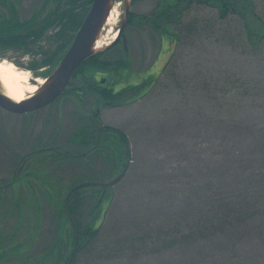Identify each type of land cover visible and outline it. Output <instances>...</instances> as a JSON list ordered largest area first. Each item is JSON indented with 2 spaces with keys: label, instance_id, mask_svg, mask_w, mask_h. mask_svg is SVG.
Instances as JSON below:
<instances>
[{
  "label": "rangeland",
  "instance_id": "obj_1",
  "mask_svg": "<svg viewBox=\"0 0 264 264\" xmlns=\"http://www.w3.org/2000/svg\"><path fill=\"white\" fill-rule=\"evenodd\" d=\"M44 1L10 3L25 22ZM128 1H113L114 25H104L98 40L111 28L116 37L127 21ZM134 1L129 9L134 18L123 30L127 68L111 73L83 65L68 98L28 115L0 109V264H36L58 238L57 257L39 264H264V45L261 51L248 48L233 18L219 20L214 7L198 0H182L185 10L175 35L169 29L158 36L140 19L173 0ZM250 2L264 21V0ZM186 3L193 4L187 8ZM107 46L101 52L114 48L103 59L118 60L120 42ZM37 59L0 53V62L28 73L30 87L39 91L43 84L35 81L45 83L58 63L29 70ZM82 77L101 79V86L114 92L140 89L98 109L86 92L80 98L71 94L81 87ZM91 111L98 113V126L124 134L125 158L115 144L88 156L94 144L84 148L72 141L77 129L89 126L83 119ZM42 146L78 157H53L44 150L18 164ZM31 159L36 161L31 164ZM33 172L46 181L35 190L41 197L38 215L22 188H5L11 175L27 177L35 188ZM121 173L114 186L99 187ZM76 183L86 188L85 209L87 201L89 207L95 200L88 199L91 194L100 203L98 235L78 253L71 250V232L60 228L59 216L66 192ZM12 199L23 207L21 220L2 209ZM35 231L29 254L11 257Z\"/></svg>",
  "mask_w": 264,
  "mask_h": 264
},
{
  "label": "trees",
  "instance_id": "obj_2",
  "mask_svg": "<svg viewBox=\"0 0 264 264\" xmlns=\"http://www.w3.org/2000/svg\"><path fill=\"white\" fill-rule=\"evenodd\" d=\"M90 1L91 0H45L42 4L43 6H41V8L35 12V14H33L28 21L20 22L18 20L16 10L13 7V4L10 3V0H0V9L4 13L3 16L0 15V53L16 51V53H19L20 55H30L36 58L38 57V59L28 67V69L31 71L54 67L67 51L74 36H76L75 34L90 8ZM130 1L131 4L135 2L134 0ZM181 1L182 0H173V3H168V1H165L166 4L164 6L161 5L149 17L141 18L140 22L146 24L151 29V31L156 33L158 36H160V34L162 35V32H168L169 29L175 35V29L182 23V14L185 10L183 8L184 3H180ZM199 1L202 0H198L199 5L201 6H203V4H207L211 7H214V9L217 11V18H219V20L225 21L227 18H233V21H235L239 29H241L243 41L247 47L253 50L258 48L261 51L259 46L264 45V21L255 16V13L253 12L254 8L252 7L250 0H209L206 1L207 3H201ZM186 4H188V8L189 5L193 3ZM133 18L134 16L129 13L127 18V26H130ZM195 27L196 26H194V28ZM174 35H172V38ZM42 45L47 47L46 51L43 50ZM113 48L110 47V49L96 54L88 61L83 63L80 67H78L71 77L69 86L72 87L74 80L79 74H81L80 71L83 65H96L101 70L111 73L112 71L127 68V55L124 53L122 46L120 48L121 55L118 60L111 62L109 60L105 61L103 59V56L109 51L111 52ZM82 78L83 81L81 87L76 90L72 89L71 94H74L80 98L81 95L86 92L91 96L92 99L95 100L94 104H97L96 106H98V109L99 107L103 108L114 105L115 103L119 102L120 99L128 92L132 93L140 89L139 86H133L114 92L113 88H105L104 85L101 86L99 82L101 79L99 81H91L89 79H85L84 77ZM66 94H68V90H65L62 97L67 96ZM135 95L136 94H134V96ZM136 97L137 96H135V98ZM96 111H91L84 117L85 119L83 120H89V126L87 128L86 126H83V128L81 127L77 129L72 141L80 142V146L84 145L83 147L85 148L88 145H95L96 140H98L99 143L93 150L98 155H101V151L104 150V147L115 144L118 147L117 150L120 149V154L125 158L126 139L124 134L116 129L98 126V113ZM43 151L44 150L34 151V156L41 154ZM48 153L52 154L50 152ZM91 154L92 152L86 153L88 156ZM30 155L33 154H29L28 156ZM53 157H58V155L53 153ZM35 161L36 160L31 159L29 163L32 164ZM29 176H34L33 179L37 181L38 185H35V188H33V185H31L27 179L25 181V185L23 186L20 179H15V175H11L10 182L5 188L9 190L16 184L19 188H22L21 190H23L26 194L27 202L32 205H34L35 202V206L37 208L36 214L38 215V200L41 197L38 195L39 198H36V187H38L40 184L44 185L46 181H43L39 174L35 176V172H33V175ZM77 185L80 184L76 183V185L71 186L70 189ZM70 189L66 192V194L70 191ZM84 189L86 188L83 186L82 188L80 187L79 189L75 190L70 194L67 200V213L69 215L70 221L66 219V216L63 212V207H61L59 211V216L62 221L60 224L62 226L60 227L59 225V227L64 228V232L66 231L65 226L68 227L67 234L68 229L71 232V250H74L75 253H78L85 243H90V241L96 238L98 235V226L96 227V221L100 213V203H94V201H97V199L96 196L91 194L88 196L89 198H87L92 199L95 197V200L93 199V204H90L91 206L89 205V207L87 201V209H85L86 199L83 198V195H85ZM29 192H32L33 195L35 193L34 196H30L32 199H29ZM2 209L3 211L5 210V213H11L14 211L17 219L20 218L21 220V216L23 215V207L20 202H16V200L13 199L12 201L7 200L5 201ZM85 210V213L82 212ZM37 220L39 219L37 218ZM61 231L62 229H60V235L58 234L59 236H61ZM33 236L34 234L32 237ZM32 237L31 239H33ZM31 239H29V241H31ZM54 242L55 245H52L50 249L41 254V257L37 260L36 264H39L40 262H43L44 260H47L51 257H57L54 253V250L60 246V239L58 238L56 241L54 239ZM25 250H27L26 245L23 246V248L15 249V252L10 256L15 257L16 254L19 255L20 253L25 252ZM67 260L69 261V257ZM0 261H3V259L0 258Z\"/></svg>",
  "mask_w": 264,
  "mask_h": 264
},
{
  "label": "water",
  "instance_id": "obj_3",
  "mask_svg": "<svg viewBox=\"0 0 264 264\" xmlns=\"http://www.w3.org/2000/svg\"><path fill=\"white\" fill-rule=\"evenodd\" d=\"M113 1L115 0H91L90 8L80 24L76 36H74L70 46L58 62L55 70L49 79L43 83L41 89L31 95L29 98L21 103H13L0 94V109L4 112L14 115H28L42 109L48 108L52 105L67 88L72 75L78 67L88 61L96 54L101 53L102 50H94V45L98 40V35L103 29L106 20L109 16ZM131 1L125 2L124 18L127 20ZM125 20V21H126ZM127 21L125 22V24ZM123 24L115 40L108 47L120 42L124 53L127 52L126 39L123 35L125 28ZM123 176V173L118 175L113 181L108 184L99 185L101 188L114 186ZM94 185V184H89ZM81 185L73 187L65 196L63 200V212L66 219L70 221L67 213V200L72 192L79 189Z\"/></svg>",
  "mask_w": 264,
  "mask_h": 264
},
{
  "label": "bare ground",
  "instance_id": "obj_4",
  "mask_svg": "<svg viewBox=\"0 0 264 264\" xmlns=\"http://www.w3.org/2000/svg\"><path fill=\"white\" fill-rule=\"evenodd\" d=\"M105 26L109 28L114 25L113 21L116 10L109 12ZM108 36H111L108 38ZM115 34L112 28L109 29L104 38H100L94 45V50H99L104 46L110 45L109 43L114 39ZM31 78L28 73L17 70L12 64L0 62V94L13 103H21L25 101V94L33 95L36 87H30ZM38 85H42L43 81L36 80Z\"/></svg>",
  "mask_w": 264,
  "mask_h": 264
},
{
  "label": "flooded vegetation",
  "instance_id": "obj_5",
  "mask_svg": "<svg viewBox=\"0 0 264 264\" xmlns=\"http://www.w3.org/2000/svg\"><path fill=\"white\" fill-rule=\"evenodd\" d=\"M71 81V80H70ZM34 82V81H33ZM70 88H72V87H70L69 86V84H68V86H67V88L65 89V90H69ZM65 90H64V92H65ZM63 92V93H64ZM63 93H62V95H63ZM69 94V93H68ZM68 94H66L67 96H66V98H68L69 97V95ZM62 95L60 96V98H62ZM65 97V96H64ZM60 98H58V100H56V102H58L59 100H60ZM56 102H54V103H56ZM53 103V104H54ZM52 104V105H53ZM51 106V105H50ZM49 106V107H50ZM48 107V108H49ZM99 137V136H98ZM99 143V141L97 140V142L95 143V145L93 146V149L92 150H94V148H95V146L97 145ZM41 149V151L42 150H48L47 152H50V153H55V154H57L58 155V157L59 156H61L62 158H70V159H77V155H73L72 156V154L70 155L69 153H66V155H63V154H61L60 152H57V151H50L51 150V148L50 147H47V146H44V148H43V146L42 147H40ZM40 150H37V151H40ZM91 151V150H90ZM90 151H88V152H90ZM92 152V154H94V151H91ZM29 154H34V151L33 152H30V153H28V154H26L19 162H18V164L19 165H23V163H24V160H26V159H28V158H30L31 157V155L30 156H28ZM69 155V156H68ZM33 156V155H32ZM25 164V163H24ZM27 179V177H23V179H20V181H22L23 182V180H26ZM37 232L35 231V233H34V236L32 237L33 239H31V241H29V243H28V245H27V250H25V252H22V253H20L19 254V257H22V256H27L28 254H29V250L32 248L31 246L33 245V242L35 241V238L37 239V234H36Z\"/></svg>",
  "mask_w": 264,
  "mask_h": 264
}]
</instances>
